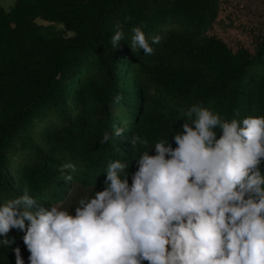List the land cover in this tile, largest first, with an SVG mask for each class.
Masks as SVG:
<instances>
[{
    "label": "trees",
    "instance_id": "obj_1",
    "mask_svg": "<svg viewBox=\"0 0 264 264\" xmlns=\"http://www.w3.org/2000/svg\"><path fill=\"white\" fill-rule=\"evenodd\" d=\"M35 19L70 34L45 30ZM117 25L124 40L114 48ZM137 26L150 44L162 38L151 45L153 54L132 52L128 41ZM193 105L225 120L264 116V0L0 6V205L27 194L49 207L72 182L102 190L110 161L136 170L141 153L133 150L134 134L150 144L172 142ZM114 127L126 131L101 143ZM69 162L75 171L61 170ZM68 174L73 179L66 182ZM8 236L15 243L0 246V264H16V248L26 261L23 233L12 229Z\"/></svg>",
    "mask_w": 264,
    "mask_h": 264
},
{
    "label": "clouds",
    "instance_id": "obj_2",
    "mask_svg": "<svg viewBox=\"0 0 264 264\" xmlns=\"http://www.w3.org/2000/svg\"><path fill=\"white\" fill-rule=\"evenodd\" d=\"M131 33L132 52L144 55L162 39L153 36L150 44L139 26ZM121 40L117 25L113 47ZM185 116L171 137L175 147L134 134L136 170L110 161L104 188L71 212L27 194L0 205V246L15 243L8 234L16 229L29 264H264V116L225 120L199 105ZM125 131L114 127L101 143ZM61 170L74 172L75 165ZM14 251L16 264H24Z\"/></svg>",
    "mask_w": 264,
    "mask_h": 264
},
{
    "label": "rangeland",
    "instance_id": "obj_3",
    "mask_svg": "<svg viewBox=\"0 0 264 264\" xmlns=\"http://www.w3.org/2000/svg\"><path fill=\"white\" fill-rule=\"evenodd\" d=\"M14 0H0V6L4 9L7 10L9 9ZM35 22L37 24H40L43 29L45 30H55L58 31L64 35H69L70 33L66 30L63 29L62 25L59 23L55 22H47L43 21L40 19H35ZM99 191L97 189H92V188H82L80 187L77 183L72 182L69 186V189L65 192L63 199H61L60 202H57L55 204H52L50 206H58L62 207L64 209L69 210L70 212L74 210V208L77 206V203L80 198L85 197V196H92L94 192ZM49 206V207H50ZM24 264H29L28 259L24 261Z\"/></svg>",
    "mask_w": 264,
    "mask_h": 264
}]
</instances>
